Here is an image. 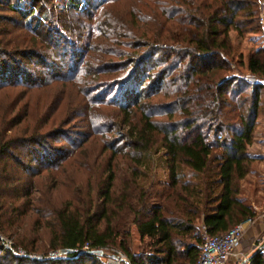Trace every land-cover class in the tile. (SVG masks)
Here are the masks:
<instances>
[{
	"label": "trees",
	"instance_id": "1",
	"mask_svg": "<svg viewBox=\"0 0 264 264\" xmlns=\"http://www.w3.org/2000/svg\"><path fill=\"white\" fill-rule=\"evenodd\" d=\"M5 1L0 0V7ZM138 5L159 26L147 41L130 46L118 67L105 62L91 67V47L78 46L39 17L31 22L33 1L24 9L19 0L6 5L26 23L29 35L16 38L0 28V89H19L13 103L30 88L66 86L54 103V126L47 125L49 116L31 125L26 104L21 117L15 113L17 103L0 114V232L15 250L25 253L19 256L0 245V258L10 264H106L104 248L122 251L130 264H194L201 243L199 225L214 236L256 216L252 205L243 201L241 183L255 162L247 148L258 117L264 116V86L232 76L228 62V32L242 36L253 20L256 1L142 0ZM24 66H32L31 73ZM246 68L256 77L264 76V44L248 54ZM110 70L122 76L108 84L109 90H101L98 76ZM158 94L168 101L153 103ZM102 107L114 110L118 125L98 122ZM78 118L89 136L80 133L72 140L57 128L71 127ZM90 121L97 127L91 128ZM121 125L127 128L115 130ZM112 131L110 145L118 139L131 151L127 157L133 166L124 177L116 181L110 166L121 150L112 146L106 169L97 172L94 182L88 177L85 188L74 187L71 197L58 206L48 196L54 186L45 197L32 196L37 192L34 178L56 170L91 143H86L90 138L103 144L101 137ZM152 154L167 176L157 202L152 194L155 183L145 173ZM50 215L52 220L45 222L49 250H78L85 244L87 250L31 257L37 228L26 231L22 224L27 218L43 226L39 218ZM133 227L145 244L139 252L131 249ZM94 250L102 254L90 253ZM249 264H264V252L256 251Z\"/></svg>",
	"mask_w": 264,
	"mask_h": 264
},
{
	"label": "rangeland",
	"instance_id": "2",
	"mask_svg": "<svg viewBox=\"0 0 264 264\" xmlns=\"http://www.w3.org/2000/svg\"><path fill=\"white\" fill-rule=\"evenodd\" d=\"M32 1L36 6L34 7L35 12L31 18V22L34 20V17H39L41 23L45 24L48 28L58 30L62 35H66L74 43L78 44V46L91 47L92 57L87 60V64L90 62L91 67H96L98 63L104 62L107 65H116V67H118L125 61L122 56L124 53H128L130 46H134L136 42L147 41L149 36L151 38V34L155 33V28L159 26L154 16L151 15L150 12H147V10L141 9L140 5H138L142 0H74L73 5L70 4V2L68 3V0H19L20 7L23 9L27 8ZM255 1L256 6L252 7L255 13L253 20L247 25L248 27L243 32L242 36H238L233 30L228 32L232 46V52L230 58H228L230 65L229 74L247 82L248 75H252L246 68L247 56L258 46L264 44V24L260 23L259 20V14L261 13L259 7L260 0ZM9 2L14 5L17 0H6L0 7V28H7L8 31H11V36L16 38L24 36L25 33L29 35V33L25 31L26 23L22 24L18 15L6 9V5ZM139 17L142 20L138 19ZM6 18L9 21H5ZM171 24L172 23H169L168 25ZM161 31L162 29L159 27L157 33ZM164 32L162 33L163 37ZM122 44H124L125 47ZM32 64L35 63L33 62ZM24 68L29 73L33 70L32 66H24ZM107 72L106 74L98 76L101 77V90H109L112 86L108 84H112L114 78L118 79L122 76L121 71L110 70ZM64 88H66V86L59 83H53L40 88H30L26 91V96L22 100L18 102L15 100L13 103L12 100L16 98L15 96L20 92L19 89H0V114L7 111L8 107L14 105V103H17L15 106V113L19 114L21 117L24 114V104H26L25 109L31 120V125L39 118H47L49 116L50 118L47 125L54 126V119H56L53 113L55 110L54 103L56 98L60 95V91ZM158 95L160 97V94ZM159 97L153 99V103L157 102L159 99L160 102L168 101V99ZM100 109L98 114L102 115L103 119H100L98 122L105 124V120L108 122L114 121L117 122L118 125L119 119L114 118L113 109L108 107H102ZM261 118H263V125L258 128V124L256 125L252 144L247 148L248 153L250 152L249 154L253 155L255 158V162L253 163L252 174L249 175V178L245 179V182L241 183V195L244 201H246L244 196L248 198V201H251L254 195L256 197H261L264 191V116H261ZM26 122H28V120H23L22 124ZM88 123L91 128L93 126L97 127L93 125L91 121ZM82 124H85V122L83 121L82 123L78 118L73 121L71 127L61 125L62 127L57 128H63L62 130H64L65 134H70L69 138L72 137L71 139L73 140L74 136L80 138L78 135L80 133H86V135L89 136L87 128L81 127ZM19 127H21V124L15 128ZM44 128L48 129L50 127L46 126ZM126 128V126L123 127L121 125V127H115V130H125ZM113 132L115 133V131H112L110 134H104L105 136L101 137L103 144L96 138H90L86 142L88 143L91 141V143H88L89 145L87 144L86 147L74 151L63 163L59 164L56 170L44 171L34 178L37 180L34 185V189H37V192L34 191L32 196L36 198H38L39 195L45 197L46 190L54 186V188L50 189L51 193L48 196L51 203H55L58 206L60 201L71 197L74 187L80 186L85 188L88 177L94 182L97 172L106 169L112 154V146L116 149L121 147V150L115 155L110 166H112V171L115 173L116 181L124 177L128 173L127 169L133 166V164L130 165L129 158L127 157L131 151L129 149H124L122 142L117 143L118 139L110 145L114 134ZM63 143L65 146H68L67 142ZM151 156V159L148 161L149 169L145 173L147 174L146 179L152 184L155 183L152 194L156 197L153 202H157L159 200H157V196L160 198L163 192H165L164 182L167 176L165 175L163 165L157 159V155L152 154ZM184 172L186 175L189 174L188 170H184ZM257 200L260 201L259 198ZM46 201H49L47 196ZM45 206L47 208L50 207L49 205ZM263 207L264 203L262 207H256L255 212L257 211L258 213ZM42 208L45 207L42 206ZM51 218V215L43 219L39 218L43 226L39 225L38 227L35 223H29V219L25 218L22 224L23 229L31 232L34 226L37 228L36 232L33 234L35 238L33 249L35 251H33L30 256H48L52 251L59 249L49 250L48 247L49 233L46 227L47 223L45 222L51 221ZM21 229L22 228H18L17 230L21 231ZM134 232L137 234L136 229L133 227L130 235L131 249L133 252H139L141 249L145 248V244L144 241H140L137 236L133 235ZM1 240H7L9 243H12V240L3 232H0V245L2 246ZM14 251L19 252L22 250L14 249ZM2 254L3 253L0 252V255ZM22 255L24 254L19 256ZM10 262L8 258H0V264H10Z\"/></svg>",
	"mask_w": 264,
	"mask_h": 264
},
{
	"label": "built area",
	"instance_id": "3",
	"mask_svg": "<svg viewBox=\"0 0 264 264\" xmlns=\"http://www.w3.org/2000/svg\"><path fill=\"white\" fill-rule=\"evenodd\" d=\"M260 14L259 20L260 23L264 24V0H260L259 3ZM249 83H260L264 86V76L259 78L254 75H248ZM258 218L264 220V207L258 211ZM249 222V220H247ZM244 225L245 222L234 225L226 232L219 235H209L205 228L201 225L199 227L201 243L199 245V253L194 264H224L230 256L233 254V249L238 245L244 234ZM264 237L258 242V246L263 242ZM3 247L9 249L14 254H24L22 251L15 252L12 247V243H9L7 240H1ZM77 249H66L59 248L55 251H52L48 257H64L70 253L83 252L87 250V245H83L81 248ZM105 254L104 261L106 264H130L127 256L120 250L117 249H102ZM261 251H264L263 249ZM107 252V253H106ZM22 255V256H24ZM33 257V256H31Z\"/></svg>",
	"mask_w": 264,
	"mask_h": 264
},
{
	"label": "crops",
	"instance_id": "4",
	"mask_svg": "<svg viewBox=\"0 0 264 264\" xmlns=\"http://www.w3.org/2000/svg\"><path fill=\"white\" fill-rule=\"evenodd\" d=\"M262 119L263 118L258 117L257 128L263 125ZM251 156L253 157V155ZM252 172L246 175V177L243 179V182H245V179L250 177L249 175L252 174ZM263 194H264V191L261 197H258V196L256 197L254 195V198H252L251 201H248V198L244 196L246 201L244 200L243 201L247 204L252 205L253 208L255 207L254 209H256V207L260 208L262 207L264 203ZM258 198L260 199V201L257 200ZM244 227H245L244 234H243L241 242L234 247L233 254L224 264H249L250 257L256 252V248L258 247V242L264 237V220L258 218V216L256 215L253 219L249 220V222L245 221ZM133 235L137 236V238L139 239V236L136 234V232H134Z\"/></svg>",
	"mask_w": 264,
	"mask_h": 264
},
{
	"label": "water",
	"instance_id": "5",
	"mask_svg": "<svg viewBox=\"0 0 264 264\" xmlns=\"http://www.w3.org/2000/svg\"><path fill=\"white\" fill-rule=\"evenodd\" d=\"M264 250V240L263 242H261V244L256 248V251L258 250ZM90 253H95V254H102V251L101 250H94V251H91Z\"/></svg>",
	"mask_w": 264,
	"mask_h": 264
}]
</instances>
